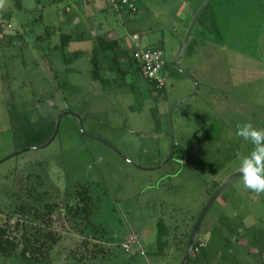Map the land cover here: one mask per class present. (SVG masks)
<instances>
[{"label": "rangeland", "instance_id": "1", "mask_svg": "<svg viewBox=\"0 0 264 264\" xmlns=\"http://www.w3.org/2000/svg\"><path fill=\"white\" fill-rule=\"evenodd\" d=\"M22 1L0 8V262L182 264L202 209L252 148L237 125L264 128V0L207 5L179 61L194 79L176 57L205 0ZM100 37L118 40L102 75L123 87L93 79ZM138 47L164 52L165 88L137 69ZM195 80L173 112L169 158V111ZM50 128L49 144L51 130L28 148V129ZM161 219L170 232L158 244ZM197 238L190 264H264V193L239 177Z\"/></svg>", "mask_w": 264, "mask_h": 264}, {"label": "trees", "instance_id": "2", "mask_svg": "<svg viewBox=\"0 0 264 264\" xmlns=\"http://www.w3.org/2000/svg\"><path fill=\"white\" fill-rule=\"evenodd\" d=\"M16 6H17L16 7L17 10H19V11L22 10V1L16 0ZM72 41H73L72 35L66 34V33L62 34V47L68 46L69 43ZM118 46H119L118 40L106 39V38H101V37L98 38L97 43H95V45L93 46L92 69H91L93 79L96 81H100V83L104 89H110L112 87H116V88L123 87L129 83V81H127L126 77L124 80L122 79L123 77L121 78V80H117L116 78L114 80H112V79L106 78L102 75L103 71H102V65H101L102 64L101 53H104V52L106 53L107 51H114ZM137 69L140 70V67L138 66ZM149 83H151L153 85V87L156 88L154 82L149 81ZM53 125H54V122H51L50 126L53 127ZM55 128H56V126H55ZM50 130H51V128L48 131L47 130L45 131V129H41V131L34 130V129H28L27 133L31 136L27 137V140H31L33 138V141H28L29 145H30V146H28V148L35 146V144H38V143H39V145L44 144L45 142L44 143L41 142L42 138H43V136H45L47 134H49L47 137V138H49L50 133L53 132V130H51V132H50ZM54 132H55V130H54ZM54 132L51 134H54ZM34 141H37V142L33 143ZM173 152L175 153V151H173ZM82 193L83 192H80V195H82ZM82 196L84 197L83 199L86 200L87 205H91V203L93 201L92 196L89 193H83ZM53 210H54L53 208H50L51 212H53ZM169 232H170V230H169V227L166 225V222L163 219H161L157 224V241H158V244H162L163 242H165L164 238L166 236H168ZM198 239L199 238H197V242L195 245L198 244V241H199ZM0 249H1V244H0ZM3 257H5V255ZM32 257H34V258H32ZM35 257L36 256H31V257L19 256V259H21V260L22 259L23 260L28 259L30 261L35 262V264H36L37 258H35ZM2 263L3 262H0V264H2ZM39 264H40V262H39Z\"/></svg>", "mask_w": 264, "mask_h": 264}, {"label": "clouds", "instance_id": "3", "mask_svg": "<svg viewBox=\"0 0 264 264\" xmlns=\"http://www.w3.org/2000/svg\"><path fill=\"white\" fill-rule=\"evenodd\" d=\"M3 6L4 0H0V8ZM236 135L252 145L247 154L237 153L243 187L256 194L264 193V128L247 122L237 125Z\"/></svg>", "mask_w": 264, "mask_h": 264}, {"label": "water", "instance_id": "4", "mask_svg": "<svg viewBox=\"0 0 264 264\" xmlns=\"http://www.w3.org/2000/svg\"><path fill=\"white\" fill-rule=\"evenodd\" d=\"M212 0H205L202 5L199 7V9L197 10V12L194 14V17H193V20L190 24V27L188 28V31L185 35V38L183 40V43H182V46L180 48V51L176 57V63H177V66L178 68L183 71L181 65H180V57L182 55V53L184 52L185 48H186V45L189 41V38L194 30V27L200 17V15L202 14V12L204 11V9L207 7V5L211 2ZM186 75H189L191 76L190 74H188L187 72L183 71ZM192 77V76H191ZM193 78V77H192ZM194 79V78H193ZM196 82V89L195 91L185 97V98H182L181 100L177 101L174 105H172V107L170 108V111H169V120H170V125H171V137H172V148H171V153H170V157H172L173 155V151H174V147H175V142H174V139H173V126H172V116H173V112L174 110L181 104L183 103L184 101H186L187 99L195 96L198 91H199V84L198 82L195 80ZM67 113H70L69 111ZM80 118V117H79ZM82 123V120L80 118V124ZM82 126V125H81ZM57 131V130H56ZM56 131L54 132L53 136L50 138V140L46 143V144H49L53 138L55 137L56 135ZM168 158V159H169ZM167 159V160H168ZM166 160V161H167ZM239 177H241V173L238 171H236L234 174H232L230 177H228L225 181H223L215 190L214 192L212 193V195L210 196L208 202L206 203V205L204 206V208L202 209L191 233H190V236H189V240H188V244H187V248H186V252H185V256H184V259H183V262L182 264H189V261H190V258H191V255H192V251H193V248H194V245L196 243V240H197V236H198V233L201 229V226L203 224V221L207 215V213L209 212V210L211 209V207L213 206V204L215 203V201L219 198V196L235 181L237 180Z\"/></svg>", "mask_w": 264, "mask_h": 264}, {"label": "built area", "instance_id": "5", "mask_svg": "<svg viewBox=\"0 0 264 264\" xmlns=\"http://www.w3.org/2000/svg\"><path fill=\"white\" fill-rule=\"evenodd\" d=\"M124 4H128L130 0H120ZM132 59L140 67V72L149 81L155 83L156 89H163L167 84V77L162 72L165 69L166 61L164 52L161 49H148V48H136L132 51ZM133 237L130 242L123 244L126 251L130 250L132 243L136 242ZM197 242V240H196ZM196 244V243H195ZM205 242L198 241L197 245H194L193 250L200 251L203 248Z\"/></svg>", "mask_w": 264, "mask_h": 264}, {"label": "crops", "instance_id": "6", "mask_svg": "<svg viewBox=\"0 0 264 264\" xmlns=\"http://www.w3.org/2000/svg\"><path fill=\"white\" fill-rule=\"evenodd\" d=\"M21 1H22V0H21ZM57 1H58V0H53V1H52V4L55 3V2H57ZM87 1L89 2V1H92V0H87ZM93 1H94V0H93ZM42 6H43V5H41V7H42ZM22 8H23V1H22ZM17 11H19V10H17ZM47 30H51V29H47ZM66 34H67V33H66ZM99 36H103V35H99ZM97 37H98V35H97ZM106 39H107V38H106ZM109 39H115V38H109ZM157 243H158V241H157ZM179 247H180V246H179ZM204 250H205V249H204ZM143 251H144V250H143ZM144 253H145V252H144ZM203 254L206 255V252L203 251ZM199 255H200V254H199ZM197 258H198V255H197V256L195 255V260H197ZM191 259H192V258H191ZM191 259H190V260H191ZM189 264H190V262H189Z\"/></svg>", "mask_w": 264, "mask_h": 264}]
</instances>
